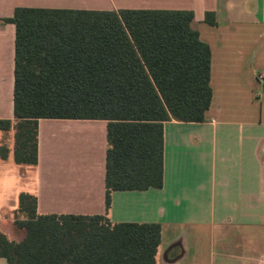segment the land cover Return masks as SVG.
I'll use <instances>...</instances> for the list:
<instances>
[{"label":"crops","instance_id":"crops-1","mask_svg":"<svg viewBox=\"0 0 264 264\" xmlns=\"http://www.w3.org/2000/svg\"><path fill=\"white\" fill-rule=\"evenodd\" d=\"M21 7L194 13L211 50L206 120L166 122L163 187L113 192L108 218L159 224L158 264H264V0H0V119L12 121L16 27L5 20ZM107 148L106 121L40 120L37 166L0 160V229L23 192L39 215H105Z\"/></svg>","mask_w":264,"mask_h":264},{"label":"trees","instance_id":"trees-1","mask_svg":"<svg viewBox=\"0 0 264 264\" xmlns=\"http://www.w3.org/2000/svg\"><path fill=\"white\" fill-rule=\"evenodd\" d=\"M14 121L0 119V160L38 164L40 120L107 122L105 215H39L20 193L23 240L0 231L7 264H158L159 224H113L117 191L163 187L164 124L203 123L211 50L192 11L17 8ZM205 22L216 26L214 13ZM11 134V137L9 136ZM11 141V144H10Z\"/></svg>","mask_w":264,"mask_h":264},{"label":"rangeland","instance_id":"rangeland-1","mask_svg":"<svg viewBox=\"0 0 264 264\" xmlns=\"http://www.w3.org/2000/svg\"><path fill=\"white\" fill-rule=\"evenodd\" d=\"M0 231L7 236L10 240L19 242L23 240L25 236V232L19 230L15 225H14V220L10 221L8 224H5L4 227L0 229Z\"/></svg>","mask_w":264,"mask_h":264},{"label":"built area","instance_id":"built-area-1","mask_svg":"<svg viewBox=\"0 0 264 264\" xmlns=\"http://www.w3.org/2000/svg\"><path fill=\"white\" fill-rule=\"evenodd\" d=\"M257 77L259 80H262L264 78V76L262 74H259Z\"/></svg>","mask_w":264,"mask_h":264}]
</instances>
